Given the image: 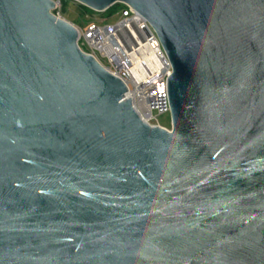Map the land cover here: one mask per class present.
<instances>
[{
  "label": "water",
  "instance_id": "1",
  "mask_svg": "<svg viewBox=\"0 0 264 264\" xmlns=\"http://www.w3.org/2000/svg\"><path fill=\"white\" fill-rule=\"evenodd\" d=\"M127 4L171 66V130L52 0H0V264H264V0Z\"/></svg>",
  "mask_w": 264,
  "mask_h": 264
},
{
  "label": "built area",
  "instance_id": "2",
  "mask_svg": "<svg viewBox=\"0 0 264 264\" xmlns=\"http://www.w3.org/2000/svg\"><path fill=\"white\" fill-rule=\"evenodd\" d=\"M52 1L55 7L51 13L63 19L61 0ZM107 17L111 21L103 23L102 19L83 28L70 23L78 34L77 47L123 82L127 89L124 99L130 98L142 122L170 131L171 121L168 127L163 126L158 116L170 114L167 78L171 66L154 30L127 4H120Z\"/></svg>",
  "mask_w": 264,
  "mask_h": 264
},
{
  "label": "rangeland",
  "instance_id": "3",
  "mask_svg": "<svg viewBox=\"0 0 264 264\" xmlns=\"http://www.w3.org/2000/svg\"><path fill=\"white\" fill-rule=\"evenodd\" d=\"M62 9L65 11L64 13L61 12ZM59 10L64 20L77 27L83 28L90 23L99 22L102 19L103 23L111 21L107 16L114 13L117 7L112 8L113 12L108 11L104 14L102 12L92 11L73 0H61ZM158 121L161 125L168 127L170 125V114L158 116Z\"/></svg>",
  "mask_w": 264,
  "mask_h": 264
},
{
  "label": "trees",
  "instance_id": "4",
  "mask_svg": "<svg viewBox=\"0 0 264 264\" xmlns=\"http://www.w3.org/2000/svg\"><path fill=\"white\" fill-rule=\"evenodd\" d=\"M119 5H120V4L113 5L112 7H110V8L108 9V11L113 12V11H112V8H114V7H117V8H118ZM61 12L64 13L65 11L62 9Z\"/></svg>",
  "mask_w": 264,
  "mask_h": 264
}]
</instances>
